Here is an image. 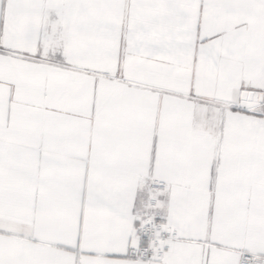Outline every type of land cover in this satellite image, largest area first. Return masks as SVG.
Returning <instances> with one entry per match:
<instances>
[{
  "label": "snow or ice",
  "instance_id": "obj_1",
  "mask_svg": "<svg viewBox=\"0 0 264 264\" xmlns=\"http://www.w3.org/2000/svg\"><path fill=\"white\" fill-rule=\"evenodd\" d=\"M0 264H264V0H0Z\"/></svg>",
  "mask_w": 264,
  "mask_h": 264
}]
</instances>
